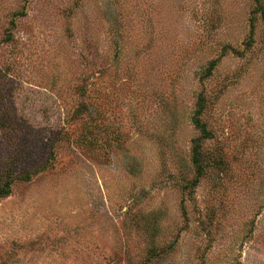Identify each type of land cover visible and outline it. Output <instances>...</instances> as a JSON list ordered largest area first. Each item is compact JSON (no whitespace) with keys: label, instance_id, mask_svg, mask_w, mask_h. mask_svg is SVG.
Segmentation results:
<instances>
[{"label":"rangeland","instance_id":"374dc122","mask_svg":"<svg viewBox=\"0 0 264 264\" xmlns=\"http://www.w3.org/2000/svg\"><path fill=\"white\" fill-rule=\"evenodd\" d=\"M263 14L0 0V264H264Z\"/></svg>","mask_w":264,"mask_h":264},{"label":"trees","instance_id":"16d2710c","mask_svg":"<svg viewBox=\"0 0 264 264\" xmlns=\"http://www.w3.org/2000/svg\"><path fill=\"white\" fill-rule=\"evenodd\" d=\"M255 2H259V0H255ZM264 15V14H263ZM199 150L198 148H194V155H193V164L195 165L196 167V173H197V177H200L201 174H202V165L200 163V160H199ZM11 178L8 179V181L4 182L3 184L0 183V198H5V197H8L11 193Z\"/></svg>","mask_w":264,"mask_h":264}]
</instances>
